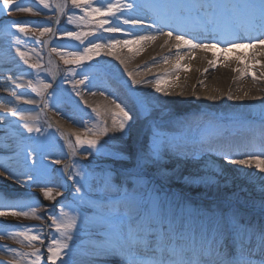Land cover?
<instances>
[{
    "label": "snow or ice",
    "instance_id": "6c2138e0",
    "mask_svg": "<svg viewBox=\"0 0 264 264\" xmlns=\"http://www.w3.org/2000/svg\"><path fill=\"white\" fill-rule=\"evenodd\" d=\"M34 4L42 5L44 9L57 11L60 14L65 12V6L71 3L75 9H80L83 15L77 17L69 15L67 22L69 24L76 23L77 20L89 25L88 30L66 31L59 28L60 18L57 15L51 21H45V24L51 23L52 26H38L31 28L27 22L21 23L14 21L10 27L16 31L12 33L17 40H20V34L29 37V33H33L30 39L40 44H46L48 41H42L39 38L48 35L50 40L69 39L76 50L66 52L69 46L60 43L51 49L52 53H56L64 62L69 65L67 74L63 77V82L68 83L74 80L77 75L82 78L72 84L73 91L77 96L80 95L79 86H83L85 90L94 87L93 72L94 65L99 64V58L102 50H107L109 55L114 54V49L119 47H127L131 51L132 45L140 44V42L155 40L158 35L166 37L165 44L168 43L175 35V48L179 50L182 45L187 46L190 50L201 48L209 49L217 47L220 43L226 45L225 50L232 47H250L264 49V0H194L188 3L184 0H155L153 3H142L141 0H111L105 6H94V0H64V5H57L55 9L48 0H33ZM98 2V0H96ZM33 7L22 6L19 0H0V12H33ZM151 10L153 17L151 22L141 13ZM196 19L198 27L191 28L189 23ZM124 26H130L131 31ZM154 29L155 34L138 35L135 30L140 27ZM167 27V32L162 31V27ZM59 32V36H57ZM122 34L131 36L132 39H117L113 35ZM104 40V43L101 41ZM137 48L136 51H140ZM16 52L20 57L24 58L27 63V53L16 48ZM70 57V58H69ZM121 64L124 63L119 56L116 57ZM167 63L168 58L164 57ZM180 57H177V69L181 67L179 64ZM210 63H213L210 61ZM259 63V61H257ZM35 70L37 77L40 75L41 65L39 63L30 66ZM206 71V70H205ZM128 77H130L129 89L135 92V86L152 83L156 92H165L162 87L163 77H156L155 81L142 79L138 80L133 72L125 69ZM255 78V74H253ZM55 78V77H53ZM178 79V77H177ZM15 83V81H13ZM30 87L44 101V107L48 106L49 100H54L56 90L44 96V92L52 88L51 84L41 81V86L33 85L32 81L28 82ZM16 99L20 96L13 93ZM119 97H117V100ZM227 99H233L228 96ZM27 103H35L27 101ZM114 109L110 111L112 117L111 126L103 118L98 108H93L97 121L93 127H88L85 123L83 132L75 133V142L69 136H65L63 132L60 135L67 142L70 150L67 153H61L74 157L78 151L85 154L84 160H73L69 164H65L63 168L57 170L61 177H67L71 180L74 187L68 189L69 198H65L61 191H54L52 165L59 164V160L52 161V164L45 162V157L53 155L49 149L53 146L55 134H51L52 139L44 136L34 145H29L24 150V162L29 171L25 173H12L14 176H27L28 186L33 184L39 187V192L43 198L48 201L57 202V210L55 214L49 213L47 225L49 229H54L57 235L49 233V242L46 245V261L45 264H91V261L97 255H112L119 257L121 264H254L252 260L253 247L257 243L261 254L260 264H264V224L258 228H253L251 223L245 219L239 209L232 212L229 219H226L223 225H216L215 231L222 234V229L227 230L229 235L235 233L240 237L238 241H234L239 251L235 253L230 250L225 252L223 245L217 247L215 237L211 242L205 243L202 239L197 240L195 233L189 238L185 234L183 226L180 230L173 227V219L170 215V209L165 199L159 197L143 201L139 189L134 183L125 185L118 180H114L111 170H102L99 181L93 176L89 169V165L85 162L89 157L97 158L105 153L109 148V142L117 138L125 137L132 127L135 117L142 113L150 111L154 104L147 96H136L134 98L135 111L128 108L127 105L113 100ZM55 106V101L53 102ZM12 116L23 115L17 111L11 112ZM5 117L0 115V120ZM261 125L264 126V112L261 113ZM24 128L28 132L41 133L40 127H34L28 117H24ZM52 125L49 124V127ZM158 127V126H157ZM59 131V130H58ZM91 134V135H89ZM154 139L152 146L138 160L144 163L153 162L161 155L162 141L159 132L153 133ZM116 159H124V154L120 152L108 153ZM231 152L221 153L222 160L228 165H255L256 169L264 172V148L257 154H244V158L232 159ZM33 162L28 164L29 160ZM5 170L11 171L7 165L3 166ZM131 175V174H129ZM90 177H92L90 183ZM224 176L223 168L212 170L208 177L189 178L193 182L196 180L205 184L218 183L219 178ZM139 175L137 174V181ZM104 186L106 192L114 189L113 198H105L95 215L99 217V222L105 226L106 236L100 244L91 245L85 250L83 245H77V232L85 231L89 223V217L86 211H92L91 208L85 209V196L89 193V188L95 184ZM43 185V186H41ZM64 183H59L58 187L63 188ZM30 199L14 201L11 204H0V218L3 217H31L34 219H43L37 213V208L41 206L40 200L36 194H29ZM261 210L264 211V184L261 187ZM61 198L57 201V198ZM71 209V211H66ZM11 222L0 220V224H10ZM12 227L23 229L22 231L7 232L12 237L22 238L29 245L38 241L42 245L44 241L41 237L44 235L43 226L22 225L19 223L11 224ZM84 226V227H82ZM37 234H33V233ZM247 242H246V239ZM0 249L16 253V249L7 245H0ZM21 257L28 254L19 253ZM30 255L33 257L28 264H41L44 253L39 248H33ZM0 264H8V262L0 261ZM11 264H21L20 260L11 262Z\"/></svg>",
    "mask_w": 264,
    "mask_h": 264
},
{
    "label": "bare ground",
    "instance_id": "6f19581e",
    "mask_svg": "<svg viewBox=\"0 0 264 264\" xmlns=\"http://www.w3.org/2000/svg\"><path fill=\"white\" fill-rule=\"evenodd\" d=\"M141 2L145 3L143 0ZM52 4L56 8L57 5H62V2L52 0ZM145 12L147 13L143 12L141 15L146 17L153 15L151 10ZM56 14L60 15L57 11ZM198 26L197 20L189 23L191 28ZM124 27L132 30L130 26ZM161 27L164 32L169 30L167 27ZM135 32L138 35L155 34L154 29L146 26L138 27ZM176 34L174 32L167 44H165L166 37L158 35L155 40L132 45L131 51L127 47L117 46L113 50L114 54L109 55L107 50H102L99 64L94 65V69L98 70L94 71L93 75L100 73L106 81L104 84L93 83L94 87L89 90L79 86L80 94L105 111L114 109L113 100L127 105L128 108L134 106L136 96H147L153 101V108L135 117L128 134L120 142L126 160L122 164H129L130 172H136L141 162L146 167V171H154L161 175L158 181H162L164 186L175 187L181 191L196 188L202 196L216 201L234 200V197L242 196L244 198L261 196L264 172L256 169L254 164L252 166L225 164L221 153L231 152L232 159L244 158V154L259 153L264 148V131L259 130L253 134L244 128L242 132L207 137L202 142L177 143L176 141L179 138L186 139L185 136L188 133L192 135L195 132L198 133V125L211 115L229 119L234 124L235 120L244 117L252 120L253 116L264 112V49L232 47L225 50L226 45L220 43L217 47L209 49L190 50L182 45L177 50L174 46ZM105 36L107 37L108 34ZM115 38L132 39L131 36L124 35L115 36ZM7 39L0 41V115L5 117L0 120V123L4 125L8 123L6 126L0 125V185L4 186H8L11 180L15 181L14 178L7 180V175L13 173L12 161H9L8 157L19 155L21 145L27 142L12 128L14 124L10 111L13 109V104L7 94L6 88L9 82L5 73L20 75L18 80L26 101L18 109L24 112V117L33 119L32 113L36 110L38 114L46 115L47 113L45 109H41L44 102L32 97L39 95L33 87L29 86L30 78L23 76L31 70L30 66L19 67L22 64L21 60H14L15 56L10 51L16 43L11 38ZM46 41H48L47 51L50 53L49 44L52 40L48 38ZM104 42V40L101 41V43ZM137 48L141 50L137 52ZM117 56L124 60L123 64L116 59ZM164 57L168 58L167 63L164 62ZM177 57H180L179 69L176 67ZM49 63L51 78L57 80L59 78L58 59L53 56L49 59ZM125 69L133 72L138 80L147 79L154 83L156 77H163L162 87L166 91L156 92L152 83L135 86V92L131 91L129 89L131 78L128 77ZM228 96L233 99H227ZM117 97H119L118 100ZM29 100L35 103H27ZM54 114L60 117L52 121L53 127L59 130V134L63 132L65 136H68L71 132L77 133L72 124L67 122V113L64 112L63 107L56 108ZM186 116H193V119L185 121ZM33 126L35 127V123ZM157 131L163 145L161 155L155 163H144L138 160V157L152 146L153 133ZM62 139L69 152L66 140L64 137ZM241 143L246 144L239 145ZM59 157L63 156L60 154ZM4 165H7L11 171L5 170ZM221 168L227 179L221 177L218 183L205 184L199 180L193 182L189 179L208 177L212 170ZM140 173L148 175L145 171ZM16 182L22 186V189L27 188L24 180ZM253 251L260 252V249L253 247ZM102 258L108 262H104ZM118 258L112 255H97L91 264H116L115 260ZM0 261L4 260L0 259Z\"/></svg>",
    "mask_w": 264,
    "mask_h": 264
},
{
    "label": "rangeland",
    "instance_id": "374dc122",
    "mask_svg": "<svg viewBox=\"0 0 264 264\" xmlns=\"http://www.w3.org/2000/svg\"><path fill=\"white\" fill-rule=\"evenodd\" d=\"M19 2L21 3L22 6L33 7L34 10H33V12H29V13H18V12H14V11L7 12V13H0V17H8V21H6L4 24L0 25V41L1 40H8L7 38H11L16 43V47L19 46L21 51L27 53L26 58H27L28 62L25 63L24 58L20 57V55L16 52V48H13V47L10 48V51L15 56L14 60H16V59L21 60L22 64H20L19 67L28 68L29 66H31L32 64H35V63H39L41 65L39 77H37L35 71L32 73V72H30V70H28L27 73L24 74L23 76L26 78L31 77L35 82V84H33V85L37 86V87L41 86V81H43L44 83L52 85L51 89L56 90V96L54 97V100H49L48 103L53 104V102L55 101V104H56L55 107H57V108L60 106L63 107L64 110L67 112V121H69L72 124L73 128L77 132H81V133L83 132V129L85 126L84 122H87L88 127L94 126V122L97 120V118H96L95 113L92 111L93 108H98L100 110V112L102 113L103 118L107 121L108 125L111 126L112 117H111L110 112H107V114H105L106 113L105 110L97 107L92 102H90L88 99L84 98V95L80 94L81 96L80 95L77 96L76 93L73 91L72 84L80 79L79 75H77L74 80H71L68 83H64L63 80H61L60 83L54 84V80H52V78H51V72H50L51 67L49 65V59H51L53 57V55L58 58V61H59L58 67H59V70L63 73V76H65L67 74V68L69 67V65L64 64L63 60L56 53H52V52L48 53L46 44H40V43L34 42V41L33 42L27 41V39H25V36H23V34H20V40H17L16 37L14 35H12V33L16 31L15 29L10 27L11 23L14 21H19L21 23L27 22L31 28H36L38 26L56 27V25H54V24H51V23L45 24L44 23L45 21L53 20L56 17V11H50L48 9H44L42 5L34 4L33 0H19ZM48 2H50V0H48ZM61 2H62V5H64V0H61ZM108 2H111V0H98V2H96V0H94V6H105L106 3H108ZM53 9H55V8H53ZM61 15L66 16L65 19L62 20L61 24L59 25V28L61 30H66V31L88 30L90 27L86 23L79 21V20H77L76 23H73V24H69L67 22L69 15H75L77 17L83 15L82 10H80V9L74 8V9H71L69 11H66V6H65V12ZM105 34H108V33H105ZM108 35L122 36V34H119V33L108 34ZM6 36H7V38H5ZM57 36H59V32H57ZM47 37H49V36L46 34V35L40 37V40L46 41ZM60 43H65V44L69 45L65 49L66 52H72V51L76 50L74 47L71 46L72 42L69 39L65 38L63 41L55 40V42H52L51 44H49L50 51L53 47H56ZM94 59L100 60L101 55L99 58L94 57ZM32 70H34V69H32ZM41 74H42V77H41ZM94 77L95 78L93 80V83H95V84H104L106 81L104 76L100 73H96ZM80 88H79V90H80ZM51 91H49V92H51ZM46 96H47V93H46ZM133 109L135 110L134 106H133ZM50 115H52V113L49 111L48 116L50 117ZM52 117H51V119H52ZM254 117L255 116H253V118ZM187 120H190L188 116H187L185 121H187ZM263 127L264 126H261L260 128H263ZM203 129H204V125H203V127H201V130H203ZM47 131H48L49 139H52L51 134H53V133L55 134L56 130L54 129V127L51 126V128H49ZM89 135H91V134H89ZM188 135H189L188 136L189 141H191V142H192V140L193 141H201V139H199V138L191 137L189 133H188ZM69 137L71 138V140L74 143L75 142V135L69 134ZM38 140H39V136H37V138H35V143H37ZM121 141H122V138H117L114 141H110L109 142V148L105 150V153L103 155H101L97 158L89 157L87 159V161L90 160V161H95V162L85 161L89 165V167H90L89 169L93 173V176L96 177L97 181H99V178L102 174L103 168L105 170H111L114 180H118L119 182H122L125 185H127L128 183H132V179L135 182L137 181V177H135V178L134 177H131V178L128 177L129 174H127V173L129 171V169H125L124 171H121L117 165L120 162H117L113 158H110V156H107L109 152H111V153H116V152L122 153V152H124L122 147H121V144H120ZM189 141H183L181 139L178 140V142H180V143H188ZM24 150H25V148L23 147V151ZM49 151H51L53 153V155L45 157L46 163L51 165L52 161H55V160L60 161L59 164L52 165V168L56 166V169L52 173L53 184H51L49 186L53 187L54 191L63 192L65 198H69L68 189L70 187H74V185H72L71 180H68L66 176L61 177L59 174V171H57V170L63 168V166L65 164L70 163V156L61 154V153H67L66 147H65L64 143L61 141V139L56 138V137H54L53 146L49 149ZM81 152H83V151H81ZM60 154L63 157L60 158L59 157ZM81 157H78L79 160H84V158H85L84 152L81 155ZM16 159H19V158L8 157V160L12 161L13 173H25V172L29 171V169L25 166V163H23L21 166H19L18 164H14L13 162ZM20 159L23 160L24 158L21 157ZM127 165H129V164H126L125 166H127ZM23 168H25L26 171H21V169H23ZM154 177H155L154 183L155 184L157 183L156 186L159 188L158 191L161 192V193H159V197L161 199H164V196H163V193L165 191L164 188L171 189L174 192L173 196L170 199H173L174 197L180 196L182 192L183 193L192 192L193 194H198V192L196 191L197 190L196 188H190L189 190L184 189L183 191H181L180 189H177L175 187L174 188L164 187V185H162V181H158V176L154 175ZM13 178L15 179V181L11 180ZM7 180H11V182L9 181L10 183L8 186L0 185V204L8 205V204L13 203L14 201L27 200V199L31 198L30 196L23 194V192L24 193L25 192H27V193L31 192L32 194H36V196L39 194L36 191L37 185L33 184L31 186L30 191H29V190L22 189V186L16 182L18 180H24V182L28 185L27 176H25V175H19L17 177V176H14V175L12 176L9 174V175H7ZM91 180H92V177H90V183H91ZM142 181H144L143 177L139 176L138 184H142L141 183ZM59 183H64L65 186L63 188H60V187H58ZM145 183H147V182H145ZM158 183H160V184H158ZM41 186H43V185H41ZM136 187L139 190L142 189L141 187H138V186H136ZM89 192L90 193H88V195L90 194V195L95 196V195L99 194L98 192H104L106 194H113L114 190H112L110 192H106L104 186L97 183L94 186H91L89 188ZM38 197H39V195H38ZM234 198H237V197H234ZM39 200L41 202V206L39 208H40V210L43 211V213H42L43 218L46 219L48 217L49 213H52V214L56 213V210L58 207L57 202L48 201V200L47 201H41V199H39ZM169 201H171V200H169ZM231 201L234 202V200H230L229 202H231ZM261 201H262V196H259V197L256 196L254 198H244V196H242L238 199L237 202H238L239 206H246L247 208L252 207V208L258 210L257 213L255 214V218L258 219V216H256L257 214L261 215L260 218H262V220L264 222V211L261 210ZM88 208H91L93 211L98 210L97 206H95V205L90 206L89 204L86 203L85 209H88ZM66 211H68V210L66 209ZM87 212L88 211H86L85 214L88 215L89 220L90 219L93 220V216L90 214H87ZM24 218L25 217L8 216V217L0 218V220L13 222L14 219H24ZM46 220H47L46 223H43L44 226H47L48 218ZM95 224L99 225L100 222H96ZM252 226H253V228L259 227V226H255V225H252ZM82 227H84V226H82ZM191 228H192V232H194L196 234L197 230H198V225L195 223L193 225V227H191ZM210 228H211V222L209 221L205 225L206 236L209 235ZM7 232H15L14 227L10 226L9 228H6V229H0V234H2V235H0V244H8L7 240H9V241L14 240L17 243H21L22 238L9 236L6 234ZM78 233L79 232H77L76 234H78ZM185 234L186 235L188 234V230L185 231ZM42 238H43L44 244L42 245L40 243V246L45 247V245L48 244V242H49V238L47 239L46 235H43ZM239 239H240V237H239ZM102 241H103V239L99 236H95V237L91 238V242L93 244L97 243V242H102ZM246 242H247V239H246ZM221 245H223L224 247H229L235 253H238V251H239V249L235 243L233 245L232 244L229 245V244H227V241H224V242H222V240H221V242L217 241L216 246L220 247ZM256 246H257V248H259L258 238H257ZM253 253L254 254L251 258L254 261V264H260L261 254L258 251H256V252L253 251ZM11 255L13 256L15 254L12 253ZM21 264H24V263H21Z\"/></svg>",
    "mask_w": 264,
    "mask_h": 264
}]
</instances>
